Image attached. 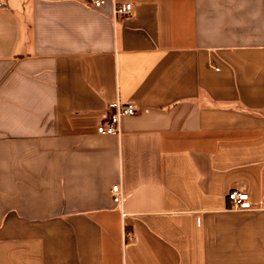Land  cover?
<instances>
[{
  "label": "crops",
  "instance_id": "1",
  "mask_svg": "<svg viewBox=\"0 0 264 264\" xmlns=\"http://www.w3.org/2000/svg\"><path fill=\"white\" fill-rule=\"evenodd\" d=\"M2 1L0 264H264V0Z\"/></svg>",
  "mask_w": 264,
  "mask_h": 264
},
{
  "label": "built area",
  "instance_id": "2",
  "mask_svg": "<svg viewBox=\"0 0 264 264\" xmlns=\"http://www.w3.org/2000/svg\"><path fill=\"white\" fill-rule=\"evenodd\" d=\"M90 5L95 8L101 7L105 0H88ZM4 2L0 0V6H3ZM132 10L130 3L117 4L112 6L113 17H124L128 15ZM136 112V106L133 103L121 104L118 100L110 103L104 114L101 117V121L97 126V132L99 134H120V121L124 116L133 115ZM112 200L114 203H122V189L120 184H113L111 187ZM228 199L230 200V208L233 210H248L251 209V203L248 199V194L245 191L239 189H233L228 193Z\"/></svg>",
  "mask_w": 264,
  "mask_h": 264
}]
</instances>
